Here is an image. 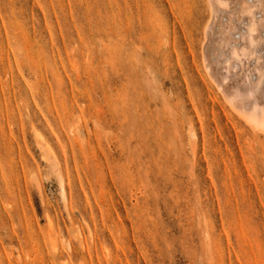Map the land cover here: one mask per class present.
<instances>
[{"label": "rangeland", "instance_id": "374dc122", "mask_svg": "<svg viewBox=\"0 0 264 264\" xmlns=\"http://www.w3.org/2000/svg\"><path fill=\"white\" fill-rule=\"evenodd\" d=\"M208 15L0 0V264H264V125L209 79Z\"/></svg>", "mask_w": 264, "mask_h": 264}, {"label": "bare ground", "instance_id": "6f19581e", "mask_svg": "<svg viewBox=\"0 0 264 264\" xmlns=\"http://www.w3.org/2000/svg\"><path fill=\"white\" fill-rule=\"evenodd\" d=\"M205 1L209 9L203 41L206 73L242 120L250 123L251 129L262 131L264 0Z\"/></svg>", "mask_w": 264, "mask_h": 264}]
</instances>
